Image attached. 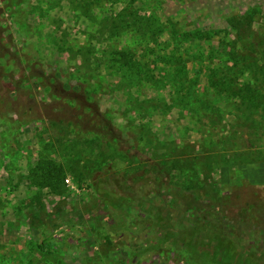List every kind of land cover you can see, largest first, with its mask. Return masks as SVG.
I'll use <instances>...</instances> for the list:
<instances>
[{"label": "rangeland", "instance_id": "1", "mask_svg": "<svg viewBox=\"0 0 264 264\" xmlns=\"http://www.w3.org/2000/svg\"><path fill=\"white\" fill-rule=\"evenodd\" d=\"M250 62L264 70V0H0V264H129L123 244L94 241L115 217L93 184L153 163L167 185L144 203L166 225L201 216L264 254V208L247 206L264 201V83ZM134 264L194 263L164 245Z\"/></svg>", "mask_w": 264, "mask_h": 264}, {"label": "trees", "instance_id": "2", "mask_svg": "<svg viewBox=\"0 0 264 264\" xmlns=\"http://www.w3.org/2000/svg\"><path fill=\"white\" fill-rule=\"evenodd\" d=\"M243 18L241 19L243 20ZM227 22L235 31L237 40L246 43L252 38L251 29H244L243 25L240 26V23L234 17L229 18ZM202 35V32L196 31L193 34L186 33L184 37L187 39H200ZM118 55L121 59L125 57L123 52L118 53ZM240 60L246 61V58L240 59L238 54L235 53L233 62L237 63ZM172 61L174 63L172 65L179 66L177 71L183 72L181 59H172ZM247 65L253 71L257 85L264 83V70L259 69L255 62H250ZM235 92L240 96L241 101L246 99V89H239ZM59 128L62 131H66L67 126ZM74 140L77 141L78 139L74 138ZM163 174L162 170L153 163L137 168L133 172L108 171L96 177V182L93 184L94 192L103 206L114 212L113 215L115 217V221L108 224L99 221L97 226L93 228L94 241L102 251L107 252L121 247L123 244L122 247L127 249L129 264H134L141 260L142 257L144 258L147 253L161 246L179 245L194 264H264V254L256 257L250 251H239L235 248L234 234L228 232L227 227L219 224L214 225L210 219L203 220L201 216H197L192 225L188 221L189 223L185 228L181 221L185 220L186 217L180 220L176 227L170 224L166 225L164 217H160L162 214L160 207L155 206L153 200L150 204L144 203V200L150 199L156 194L158 195L166 188L167 184L164 182ZM251 201L253 202L247 204L250 208H264V205H262L263 199L255 197ZM125 209L129 210L126 211ZM134 210L138 213L134 212ZM149 216L158 221L156 224L158 227L164 229L158 234H147L142 241L137 242L135 236L138 235V231L147 226L145 222H147ZM127 218H130L131 222ZM188 226L191 227L190 231ZM60 230H63V228H60ZM57 234L61 235L62 232L57 230L53 234V238ZM127 235L130 236L129 238L132 237L128 241L129 243L125 242L126 238L124 237ZM50 240L51 238H45L39 249H48Z\"/></svg>", "mask_w": 264, "mask_h": 264}]
</instances>
